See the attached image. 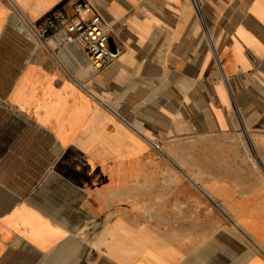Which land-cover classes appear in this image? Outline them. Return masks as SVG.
I'll list each match as a JSON object with an SVG mask.
<instances>
[{
  "label": "crops",
  "instance_id": "1",
  "mask_svg": "<svg viewBox=\"0 0 264 264\" xmlns=\"http://www.w3.org/2000/svg\"><path fill=\"white\" fill-rule=\"evenodd\" d=\"M0 264H264V0H0Z\"/></svg>",
  "mask_w": 264,
  "mask_h": 264
},
{
  "label": "built area",
  "instance_id": "2",
  "mask_svg": "<svg viewBox=\"0 0 264 264\" xmlns=\"http://www.w3.org/2000/svg\"><path fill=\"white\" fill-rule=\"evenodd\" d=\"M34 29L35 37L41 43L56 40L64 47L78 49L94 72L114 63L121 53L118 47L108 44L111 28L99 14L85 19L82 16L69 17L60 9H53Z\"/></svg>",
  "mask_w": 264,
  "mask_h": 264
}]
</instances>
